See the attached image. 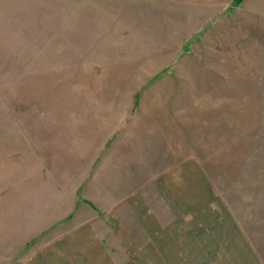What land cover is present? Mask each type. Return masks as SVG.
<instances>
[{
    "label": "rangeland",
    "instance_id": "374dc122",
    "mask_svg": "<svg viewBox=\"0 0 264 264\" xmlns=\"http://www.w3.org/2000/svg\"><path fill=\"white\" fill-rule=\"evenodd\" d=\"M99 260L264 264V0H0V264Z\"/></svg>",
    "mask_w": 264,
    "mask_h": 264
},
{
    "label": "crops",
    "instance_id": "0c3cea01",
    "mask_svg": "<svg viewBox=\"0 0 264 264\" xmlns=\"http://www.w3.org/2000/svg\"><path fill=\"white\" fill-rule=\"evenodd\" d=\"M147 128H141V129H138L140 132L136 135V132L137 130L135 129V133L133 132V129L131 130L130 127H126V128H123L119 133L115 134L114 137H116V147L118 148L119 151L123 150L125 148V150L131 152V147L134 145L133 142H131V137H134L135 136V139H136V142L137 140H140L139 141V145L142 146V144L145 143V140H144V137H145V134H147L146 132H144ZM134 139V140H135ZM145 145V144H144ZM114 153H110V154H105L104 157H99L97 156L95 158V161H94V167H98V169H101V170H105V169H109L110 171L113 170V169H117L118 171H122L123 169H126L123 167V164L124 163H119L120 161V157L119 155L117 154L115 157H114ZM117 158V159H116ZM98 162V164H97ZM127 165V164H125ZM98 175V174H96ZM119 176H122V174H120ZM124 181V179H123ZM118 186V187H117ZM117 186L114 188V189H111L110 191H119V190H122V189H127L128 186H119L117 184ZM125 205H127L126 207H128V203L126 202ZM85 232V233H84ZM82 232V234H78L75 239H77V243L80 245V247L82 248V241L85 239L84 237L88 236L87 232L84 231ZM122 235L125 237V240H127V238L130 239V236L127 235L126 233H122ZM93 237V236H92ZM81 241V242H80ZM65 244V246L68 248V252L69 253H72V255H74V247H73V242L71 244V241L70 240H65V242L63 243ZM51 251V250H50ZM206 253L204 255H212L213 253L210 254V252L208 253V250L206 249L205 250ZM224 254V252H222ZM52 256L54 257V252L52 251L51 252ZM58 255H56V257L58 256H62L63 258H65V260L68 261V259L70 258H67V256L64 254V253H57ZM199 255V253H198ZM69 262V261H68ZM46 263H49L48 261ZM99 264H100V260H99Z\"/></svg>",
    "mask_w": 264,
    "mask_h": 264
}]
</instances>
